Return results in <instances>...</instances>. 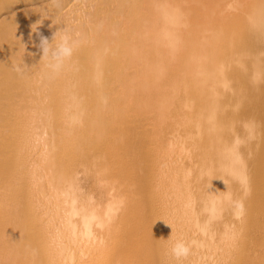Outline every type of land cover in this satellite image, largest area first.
Here are the masks:
<instances>
[{
    "label": "bare ground",
    "instance_id": "6f19581e",
    "mask_svg": "<svg viewBox=\"0 0 264 264\" xmlns=\"http://www.w3.org/2000/svg\"><path fill=\"white\" fill-rule=\"evenodd\" d=\"M0 264H264V0H0Z\"/></svg>",
    "mask_w": 264,
    "mask_h": 264
},
{
    "label": "clouds",
    "instance_id": "9594fccd",
    "mask_svg": "<svg viewBox=\"0 0 264 264\" xmlns=\"http://www.w3.org/2000/svg\"><path fill=\"white\" fill-rule=\"evenodd\" d=\"M80 44L79 35L67 28L57 30L51 38L41 35L39 42L41 60L46 61L49 73L53 76L60 74L72 61ZM181 249L187 254L186 246L182 242H177L172 248L173 255L179 258Z\"/></svg>",
    "mask_w": 264,
    "mask_h": 264
}]
</instances>
